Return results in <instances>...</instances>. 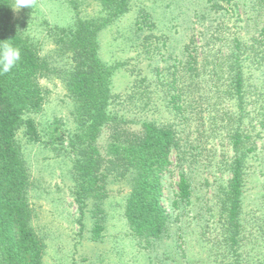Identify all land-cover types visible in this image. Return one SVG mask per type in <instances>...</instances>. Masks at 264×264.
<instances>
[{
    "label": "trees",
    "instance_id": "1",
    "mask_svg": "<svg viewBox=\"0 0 264 264\" xmlns=\"http://www.w3.org/2000/svg\"><path fill=\"white\" fill-rule=\"evenodd\" d=\"M96 1L108 13L100 23L98 19L81 18L77 12L72 26L48 27L58 52L69 62L61 77L75 103V128L70 133L69 144L64 146L63 134L54 135L51 143L59 141L60 150L72 157L76 183L73 192L80 212L84 215L90 201L100 203L108 197L111 179L126 180L131 186L126 215L134 233L143 240H160L171 221L163 205L164 179L172 176L175 168L179 169L177 198L173 204L180 207L181 203L192 202L195 176L200 170L205 173L213 167L223 177L215 192L216 214L222 220L223 248L215 261L249 264L241 251L242 208L249 161L257 155L256 137L249 127L255 126L257 130L258 122V130H264V24L251 42L243 41L237 34L217 36L222 29L218 24L213 26L210 37L203 33L202 45L193 36L183 46L181 57L174 55L171 64L154 67L153 78L157 82L147 73L142 76L138 72L141 77L137 76L134 84L148 81L156 85L172 120L147 117L135 121L115 109L112 81L119 63L111 65L102 59L99 41L106 25L130 10L131 0ZM71 2L78 8L81 0ZM13 7V0H0V42L11 39L21 50L17 66L10 73L0 75V264H43L44 246L31 224L30 174L18 134L23 128L29 141H41L37 123L29 114L41 110L45 95L40 79L52 70L39 46L23 28L24 23L15 19ZM149 18L150 14L140 11L136 21L138 33L142 34L144 25L155 26ZM168 40L161 35L156 42L145 44L148 57L164 58ZM256 72L261 74L260 80ZM147 105L150 101L144 102ZM251 114L259 121L252 123ZM136 122L141 127L132 131L131 125ZM55 124V130H60V122ZM106 126L112 133L108 154L104 156L97 140ZM183 131H209V140L222 136L227 141L223 145L225 149L215 145L205 148L200 140L205 135L193 138ZM208 183L206 178L204 184ZM104 228L98 220L93 238L99 239Z\"/></svg>",
    "mask_w": 264,
    "mask_h": 264
},
{
    "label": "rangeland",
    "instance_id": "2",
    "mask_svg": "<svg viewBox=\"0 0 264 264\" xmlns=\"http://www.w3.org/2000/svg\"><path fill=\"white\" fill-rule=\"evenodd\" d=\"M13 2L15 7L16 0ZM214 3L217 6H212ZM263 5L260 0H131L130 10L111 20L99 37L102 59L111 65L119 63L112 81L115 109L135 121L147 117L171 121L172 114L164 107L166 103L161 99L160 89L148 81L138 82L140 85L136 86L137 73L142 76L147 73L152 81L157 82L153 78L154 67L171 64L174 55L181 57L183 46L193 36L198 45H202L203 33L210 37L213 26L218 24L222 29L217 36L237 34L243 41L251 42L264 24ZM77 7L71 0H30V7L14 10L15 19L24 23L23 28L39 46L52 70L47 77L40 79L45 95L41 110L29 114L37 123L41 141H29L23 128L18 134L30 174L31 224L44 246L43 264H217L215 257L221 254L223 246L222 220L216 214L215 192L223 177L213 167L212 171L207 169L204 173L200 170L195 176L192 202L181 203L180 207L173 204L177 198L179 169L175 168L174 174L164 179L163 205L171 221L160 240H143L134 233L126 215V202L131 191L126 180L111 179L108 197L100 203L90 201L84 215L80 212L73 192L76 183L72 157L60 150L59 141L51 143L54 135L63 134L64 146L69 144L70 133L75 128V103L68 96L61 77L62 69L69 66V62L58 52L48 27L72 26L77 12L81 13V18L98 19L99 23L103 17L107 18L108 13L96 0H81ZM141 10L150 14L149 21L155 24L154 27L144 25L142 34L137 32L136 24ZM161 35L169 39L164 58H149L144 50L145 44L156 42L157 36ZM255 74L260 80L261 74ZM146 101H150V105L145 107ZM251 105L249 110L253 109ZM254 116H249L252 123L259 121ZM55 121L61 124L58 131L55 130ZM131 127L132 131H138L141 125L136 122ZM254 127L249 129L256 137L257 155L249 161L242 208L241 251L249 264H264V226H261L264 218V130H258V122L257 130ZM193 132L183 131V134L189 133L193 138L198 134L205 135L200 139L205 148L215 145L222 149L227 143L222 136L207 139L209 131ZM111 133L106 126L97 140L104 156L108 154ZM171 159L176 163L175 156ZM206 178L211 184H204ZM98 220L105 228L101 237L94 239L93 229Z\"/></svg>",
    "mask_w": 264,
    "mask_h": 264
},
{
    "label": "clouds",
    "instance_id": "3",
    "mask_svg": "<svg viewBox=\"0 0 264 264\" xmlns=\"http://www.w3.org/2000/svg\"><path fill=\"white\" fill-rule=\"evenodd\" d=\"M30 7V0H16L14 10ZM21 61V50L11 42V39L0 42V75L10 73Z\"/></svg>",
    "mask_w": 264,
    "mask_h": 264
}]
</instances>
